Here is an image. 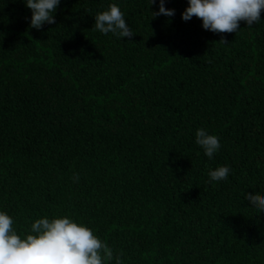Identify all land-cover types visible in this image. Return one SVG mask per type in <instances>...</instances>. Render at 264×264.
Instances as JSON below:
<instances>
[{"label": "trees", "instance_id": "trees-1", "mask_svg": "<svg viewBox=\"0 0 264 264\" xmlns=\"http://www.w3.org/2000/svg\"><path fill=\"white\" fill-rule=\"evenodd\" d=\"M112 3L133 37L95 30ZM158 4L61 0L37 30L23 0H0V210L19 233L69 215L124 264H264L245 198L264 195V10L214 34L181 18L187 0H166L172 17ZM199 128L220 139L212 159Z\"/></svg>", "mask_w": 264, "mask_h": 264}, {"label": "clouds", "instance_id": "clouds-1", "mask_svg": "<svg viewBox=\"0 0 264 264\" xmlns=\"http://www.w3.org/2000/svg\"><path fill=\"white\" fill-rule=\"evenodd\" d=\"M150 5L157 0H149ZM30 10V27L40 30L43 25L55 24V12L61 0H23ZM264 0H187V7L181 13L184 21L193 16L202 20V28L214 34L237 32L240 22L252 26L261 21ZM172 17L175 9L166 7V0H159L158 11L153 17ZM95 30L103 35L111 33L118 39L134 36L126 23L125 13L118 4L112 3L95 16ZM223 41V38H222ZM196 144L209 158L221 148L217 135L205 128L197 129ZM231 172L223 165L208 171L209 182L226 181ZM78 179V177H74ZM249 205L264 213V195L247 193ZM14 218L0 210V264H124L123 253L115 254L95 231L69 215L47 216L35 219L26 233H19L14 227Z\"/></svg>", "mask_w": 264, "mask_h": 264}]
</instances>
